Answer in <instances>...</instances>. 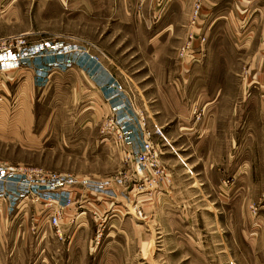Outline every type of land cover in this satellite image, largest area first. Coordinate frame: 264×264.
Listing matches in <instances>:
<instances>
[{"label": "rangeland", "instance_id": "374dc122", "mask_svg": "<svg viewBox=\"0 0 264 264\" xmlns=\"http://www.w3.org/2000/svg\"><path fill=\"white\" fill-rule=\"evenodd\" d=\"M0 164L75 179L0 185V264H264V0H0Z\"/></svg>", "mask_w": 264, "mask_h": 264}, {"label": "built area", "instance_id": "2783aa9c", "mask_svg": "<svg viewBox=\"0 0 264 264\" xmlns=\"http://www.w3.org/2000/svg\"><path fill=\"white\" fill-rule=\"evenodd\" d=\"M206 15L203 12L202 5L199 1H195L193 4V11L190 16L189 29L187 35L190 40L195 37L199 42H203L205 37L200 36V27L204 21ZM196 39V40H197ZM187 49H190L187 45ZM193 49V48H192ZM191 50V49H190ZM193 54V52H191ZM122 118V117H121ZM122 123L131 125V119L123 118ZM121 124L116 128L118 142L124 147H128L129 150L126 151L127 155H130L133 160V171L137 174L142 173L146 167L151 164L152 159L156 156V149H154L151 141L147 139H141V135L137 133H131V127ZM102 132L108 133L107 130H102ZM75 182L72 177H61L54 173H43L33 169H27L22 167H9L0 164V185H2L4 195L11 196L12 194L16 197H23L26 195H43L46 198L55 197L59 201H63V196L65 194L64 188L72 187L71 184ZM11 187H14L11 189ZM14 189V191H13ZM44 191V192H42ZM50 213V212H49ZM58 216L59 213H53L48 215V220L46 222L50 224L58 232Z\"/></svg>", "mask_w": 264, "mask_h": 264}, {"label": "crops", "instance_id": "0c3cea01", "mask_svg": "<svg viewBox=\"0 0 264 264\" xmlns=\"http://www.w3.org/2000/svg\"><path fill=\"white\" fill-rule=\"evenodd\" d=\"M203 12H204L205 15L207 16V14H208L209 11H205V10L203 9ZM204 21H205V19H204ZM202 27H203V26H201L200 28L202 29ZM200 28H199V29H200ZM188 29H189V27L186 26V32L188 31Z\"/></svg>", "mask_w": 264, "mask_h": 264}]
</instances>
